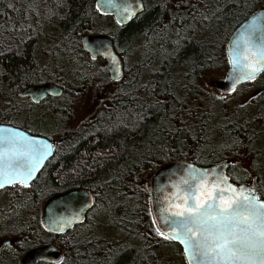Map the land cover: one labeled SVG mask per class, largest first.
<instances>
[{
  "label": "trees",
  "instance_id": "trees-1",
  "mask_svg": "<svg viewBox=\"0 0 264 264\" xmlns=\"http://www.w3.org/2000/svg\"><path fill=\"white\" fill-rule=\"evenodd\" d=\"M195 1L188 15L178 10L180 3L176 4L177 10L167 3L147 4L126 25L113 21L115 29L104 34L110 36L121 55L123 47L131 49L135 40L148 39L140 45L152 54H147L150 57L144 68L152 71L150 61H161L153 56L160 54L172 35L177 40L170 41V51L163 59H203L208 52L205 44L221 43L236 25L264 6V0ZM198 4H202L199 9ZM36 8L48 13L44 29L37 22ZM105 17L109 16L98 11L96 0H0V123L25 124L31 133L57 140L55 156L42 178L46 188L37 192L38 203L51 190L87 188L94 197L92 211L107 206L115 209V228L137 241V245L115 248L110 241L86 238L84 244L71 248L69 264H148L146 240L148 233L154 234L150 226V175L170 160L197 164L217 161L227 136L226 131H219L216 142H211L213 146L204 147L193 144L196 128L178 130L175 121L180 105L176 92L180 88L162 74L150 73L151 80L143 89L133 82L119 87L106 97L107 107L101 105L94 119L75 128L67 127L63 105L50 104L55 100L52 96L39 103L21 96L26 86L53 82L63 88L56 98L59 100L72 92L76 83L84 81L81 69L90 56L82 36L97 33L89 29L95 19ZM30 28L35 32H29ZM157 69L170 68L154 67ZM193 79L191 72L185 80V92L191 89ZM171 244L167 243L168 251Z\"/></svg>",
  "mask_w": 264,
  "mask_h": 264
},
{
  "label": "flooded vegetation",
  "instance_id": "flooded-vegetation-1",
  "mask_svg": "<svg viewBox=\"0 0 264 264\" xmlns=\"http://www.w3.org/2000/svg\"><path fill=\"white\" fill-rule=\"evenodd\" d=\"M146 5L144 1V6ZM236 26L223 38L221 43L216 44L209 41L205 44L208 51L205 58L186 61L152 60L151 62H160L159 65L151 64L152 66L159 68L164 66L170 69H162L160 72L158 69L150 71L156 76L162 74L168 77L167 81L172 80V85L180 88V91L176 92L180 106L177 108L175 125L182 132L183 130L188 131L189 128L197 129V133L194 134L197 140L191 139L193 144L204 147L213 146L208 142L215 139L217 132L226 131L227 139L221 143V153L217 161L204 162L205 164L199 165L227 162L226 173L230 180L238 184H252L253 192L264 200V68L253 79L229 92L219 91L212 83L214 80L225 79L230 69L227 42ZM191 72L194 79L191 89L185 92V80L191 76ZM206 78H209V82L206 81L205 84ZM163 95L167 97L166 92ZM231 99H235L236 104L231 105L227 102ZM12 125L31 133V129L25 124ZM47 138L52 144L53 154L46 160L37 176L27 184L19 182L0 188V241H11L10 247L3 244L0 247V264H20L26 252L45 245L52 246L49 253L59 252L61 259L58 262L43 260L36 264H69L71 248L81 243L84 244L86 238L97 239L98 242L107 241L103 236L86 234L85 226L93 213L94 202L85 213L83 222L76 223L62 233H55L44 226L42 208L45 201L54 194L68 190H51L41 202H37V192L46 188V183L42 181V178L46 166L55 156L57 144L55 137ZM54 171L57 172L56 169ZM150 216V226L152 230L154 229V234L151 232L147 235L149 238L146 240V262L148 264H177L180 260L182 264L184 262L187 264L179 244L157 234V226L151 210ZM115 231L120 235L115 237V248L125 244L137 245V241L123 231L116 228ZM169 241L174 243V245L171 244L172 249L170 247L171 261L168 257L166 259ZM140 254L142 255V252Z\"/></svg>",
  "mask_w": 264,
  "mask_h": 264
},
{
  "label": "water",
  "instance_id": "water-1",
  "mask_svg": "<svg viewBox=\"0 0 264 264\" xmlns=\"http://www.w3.org/2000/svg\"><path fill=\"white\" fill-rule=\"evenodd\" d=\"M96 7L101 14L112 16L118 25H126L137 14L142 12L145 6L143 0H112L111 4H107L105 0H96ZM126 9L127 11H125ZM133 12L135 14L131 15ZM253 26L257 29L252 35V45H255V47L252 45L246 46L243 39L237 43L238 38L242 34L247 38L245 29ZM82 44L85 51L92 58L99 57L103 60L104 67L112 81H116L123 76V57L116 51L110 36L104 33H87L82 36ZM262 46H264V7H259L251 15L242 20L231 33L227 42V54L229 60L233 62H230V69L225 79L214 80L212 82L216 89L222 92H229L233 90V83H235L236 88L240 84L249 81L250 79H244L243 77L250 70L248 68L249 64L256 62L257 66H259L262 63L259 57ZM237 55L241 62L238 67L234 63ZM113 58H115V63ZM234 76L239 81L238 83L233 79ZM62 92L63 88L61 86L53 82H43L24 87L20 94L23 97H28L33 103H39L48 96L58 97ZM14 133L35 138L38 143L42 142L43 144L52 146L50 140L45 136L31 134L12 124L0 123V137ZM52 154L53 147L50 149V154L37 167L33 177L25 184L37 176L46 160ZM226 166L227 162L199 165L186 160H170L159 165L150 175L148 181L150 210L157 228H160V231L167 234L169 229L163 226L164 221H167L169 217H174L175 213L181 211L189 196H192L194 201L198 202L208 193H212L217 199V203H219L221 199L229 200L232 198L234 193L229 191V188L239 190L243 187L245 189L242 193L243 195H247V189H251L255 196L263 200L258 194L253 192L252 184H238L231 181L226 173ZM218 177H227V183H222L217 179ZM213 185L216 186L215 190H213ZM235 194L239 195L241 193L237 191ZM93 202L92 192L84 187H74L54 194L43 205V224L50 231L62 233L76 223L83 222L85 213L93 205ZM175 218L179 219V217ZM61 226L62 230H58ZM172 241L179 244L187 264H190V260L185 254L184 246L178 240ZM51 248L52 246L45 245L31 249L25 253L20 264H36L43 260L58 262L61 259V254L59 252L49 253Z\"/></svg>",
  "mask_w": 264,
  "mask_h": 264
},
{
  "label": "snow or ice",
  "instance_id": "snow-or-ice-1",
  "mask_svg": "<svg viewBox=\"0 0 264 264\" xmlns=\"http://www.w3.org/2000/svg\"><path fill=\"white\" fill-rule=\"evenodd\" d=\"M105 2L111 4L112 0ZM256 31L255 26L245 29L247 38L242 34L237 43L243 39L246 46L252 45V35ZM259 57L262 63L259 66L256 62L249 64L250 70L244 79H253L264 68V46ZM113 60L115 63V58ZM234 63L237 67L240 65L238 55ZM233 79L239 82L235 76ZM232 87L235 88V83ZM51 147L20 133L0 137V188L30 180L50 154ZM217 179L227 183V177ZM215 187L213 185V190ZM229 191L234 193L232 198L221 199L219 203L212 193L198 202L189 196L181 211L164 221L163 226L169 229L168 233L157 228V234L178 240L184 246L190 264H264V200L255 196L251 189H247V195L242 194L245 191L243 187L239 190L229 188ZM237 191L241 194L236 195ZM58 230H62V226ZM0 244L10 247L11 241H0Z\"/></svg>",
  "mask_w": 264,
  "mask_h": 264
},
{
  "label": "rangeland",
  "instance_id": "rangeland-1",
  "mask_svg": "<svg viewBox=\"0 0 264 264\" xmlns=\"http://www.w3.org/2000/svg\"><path fill=\"white\" fill-rule=\"evenodd\" d=\"M146 4H164L167 3L169 5H172V9L177 10V3H180L181 6L179 7V11H183L185 15L191 14L192 9L197 4L195 0H145ZM264 2V1H263ZM36 1L33 4L35 7ZM202 4H198L197 8L201 7ZM264 7V6H260ZM39 8V7H38ZM198 8V9H199ZM35 14L37 16V22L41 25V29H44L47 27V20H48V13L45 11H42L41 8L34 10ZM194 12V10H193ZM114 20L110 17L105 18H97L94 20L91 28L89 30L96 31L97 33H104L105 31L114 30L115 24L113 22ZM44 27V28H43ZM10 28L13 30V27L10 26ZM188 30H183V33ZM35 32L34 29L29 30V32ZM189 34H192L191 32ZM147 40H135L136 42L133 43V47L131 49H127V47H123V56L125 60V68H126V75L122 76L121 79L117 81H112L108 77L103 60L101 58H90L88 59L87 63L82 66L81 74H83V80L82 82L76 83V87H72V92L66 93L65 97L59 100H56L57 97H52L55 100L50 101L51 103H58L59 105H63L62 108L64 109V118L65 122L67 124V127L75 128L85 120L94 119L99 113H100V106L103 105L107 107L108 101L106 100V97L111 95L112 92L117 90L119 87H124L130 85V83H135L138 85L139 88H144L148 82H150L151 78H149V74L151 73L150 68H145V63L148 64V56L147 54H150L147 49L141 48V45H144V43H147ZM167 40V39H166ZM176 41L177 38L172 35L168 39V43H165L164 49L162 48L157 54H155L153 57H160V59L166 58V55H168V52L170 51V41ZM157 46V45H156ZM40 56V53H37ZM152 55V54H150ZM40 61L43 62V58ZM146 64V66H147ZM152 65H159L157 62H151ZM155 66H151V68L154 70ZM156 68V67H155ZM158 68V67H157ZM174 69L176 67H173ZM217 72V71H216ZM131 77L133 78H130ZM210 78V77H209ZM209 78L205 79L206 81L209 80ZM88 80V81H87ZM90 80V81H89ZM209 82V81H208ZM143 91V90H142ZM4 92V91H3ZM122 97H125L122 96ZM2 99V98H1ZM0 99V101H1ZM29 99V98H28ZM30 100V99H29ZM112 100V98H111ZM229 104L234 105L236 104L235 99H231L227 101ZM1 104V103H0ZM100 104V105H99ZM217 138H215L214 142H216ZM211 143V141H210ZM115 204V203H114ZM93 213L89 217V221L87 224L86 232H88L91 235L95 236H103L105 237L102 242H111L113 245H115V237L120 236L115 231V209H112L111 207H104L100 208L97 212L95 210L92 211ZM166 253H168V256H166ZM164 252L163 254L166 256V259L168 257L169 261L172 260V254L170 251ZM180 262V260H179Z\"/></svg>",
  "mask_w": 264,
  "mask_h": 264
},
{
  "label": "bare ground",
  "instance_id": "bare-ground-1",
  "mask_svg": "<svg viewBox=\"0 0 264 264\" xmlns=\"http://www.w3.org/2000/svg\"><path fill=\"white\" fill-rule=\"evenodd\" d=\"M145 1V0H144ZM116 25V24H115ZM109 77V76H108ZM124 236V235H123Z\"/></svg>",
  "mask_w": 264,
  "mask_h": 264
}]
</instances>
